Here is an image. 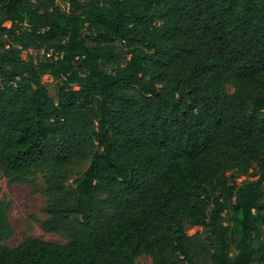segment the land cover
<instances>
[{
    "label": "trees",
    "instance_id": "1",
    "mask_svg": "<svg viewBox=\"0 0 264 264\" xmlns=\"http://www.w3.org/2000/svg\"><path fill=\"white\" fill-rule=\"evenodd\" d=\"M0 172V264H264V0H0Z\"/></svg>",
    "mask_w": 264,
    "mask_h": 264
},
{
    "label": "rangeland",
    "instance_id": "2",
    "mask_svg": "<svg viewBox=\"0 0 264 264\" xmlns=\"http://www.w3.org/2000/svg\"><path fill=\"white\" fill-rule=\"evenodd\" d=\"M62 10L69 12L67 2L61 4ZM84 34H89L88 30ZM43 55L34 51L24 52L23 59L34 58L37 60ZM42 82L47 88L50 96L56 98L58 91L57 82L49 75L42 77ZM229 94L233 93L231 86L227 87ZM257 170H249L247 175H239L229 172L226 175L225 185L231 186L233 183L242 184L245 181L254 179ZM45 188L42 179L33 184H11L0 172V202H6L9 205L8 220L11 224L12 233L1 239V244L13 248L19 245L25 237H32L50 243H65V239L58 234L47 233L42 229V223L46 220L44 209L46 207V197L43 194ZM202 228L195 227L188 230L189 235L201 232ZM139 264H152V259L143 256Z\"/></svg>",
    "mask_w": 264,
    "mask_h": 264
}]
</instances>
